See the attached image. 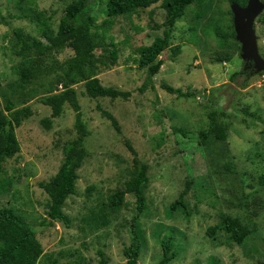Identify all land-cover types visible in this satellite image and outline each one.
Returning <instances> with one entry per match:
<instances>
[{
  "label": "rangeland",
  "instance_id": "rangeland-1",
  "mask_svg": "<svg viewBox=\"0 0 264 264\" xmlns=\"http://www.w3.org/2000/svg\"><path fill=\"white\" fill-rule=\"evenodd\" d=\"M71 1L0 0V107L12 102L17 107L29 105L32 111L14 130L19 151L3 162L0 185L6 192L0 194V209L10 208L33 228L42 248L37 264H98V251L107 264L126 263L123 250L130 242L135 196L126 194L118 210L108 206L109 195L122 189L132 175L134 155L126 142L147 165L138 264H158L161 241L169 237L176 252L169 264H264V185L260 184L264 176V0H259L262 9L248 28L263 63L258 67L253 58L241 56L229 0H195L185 9L174 24L170 46L157 58L163 64L151 79L147 66L137 63V48L162 35L158 25L164 19V1L114 18L105 32L98 29L95 40L101 39L106 47L112 40L118 57L113 66L105 60L97 64L95 77L102 85L130 95L92 98L84 81L72 85L88 130V153L77 171L75 193L67 196L62 207L71 220L65 226L59 221L48 224L49 198L38 183L57 173L62 145L76 138L75 112L64 104L62 113L45 128L41 120L51 111L40 99L62 90L64 63L73 51L64 48L40 59L33 51L18 55L14 31L40 37L44 21L56 32ZM106 2L88 0L96 25L106 23ZM176 45L179 54H173ZM218 57L228 59L219 62ZM32 59H37V71L20 89L18 68L29 66ZM163 85L195 95L179 97ZM101 111L116 119L119 132ZM211 113L216 122H230L228 136L224 141L210 139L203 146L196 134L208 127ZM186 185L188 214L170 211ZM220 213L239 217L254 228L242 245L222 229L213 237L207 235V229L218 224Z\"/></svg>",
  "mask_w": 264,
  "mask_h": 264
},
{
  "label": "trees",
  "instance_id": "trees-1",
  "mask_svg": "<svg viewBox=\"0 0 264 264\" xmlns=\"http://www.w3.org/2000/svg\"><path fill=\"white\" fill-rule=\"evenodd\" d=\"M159 1H164L163 8L165 15L158 28L162 29V35L156 36L148 45H141L137 48V63L141 67L147 66V78L151 79L158 73L163 64L158 56L170 46V37L176 20L184 13L185 9L195 0H107L106 2V23L96 25L95 18L91 13L88 0H72L63 10L56 32L51 29L46 22L41 21L43 33L40 37H29L22 30H15L18 55H27L33 51L37 59H40L49 52L59 51L69 48L73 55L66 59L64 66L65 72L61 79L62 90L57 93H50L40 99L43 105L50 108V117L41 120L45 128H50L51 119L58 117L64 104H69L75 112L74 128L76 138L66 141L62 145V162L57 173L48 181H41L38 186L47 194L49 205L47 217L50 225L53 221H59L65 226L70 225V218L63 213L62 207L68 195L75 193V182L78 178V169L82 166L87 149L85 148V138L88 130L82 120L80 105L72 85L78 81H84L85 92L89 97H109L127 99L130 95L128 91H121L112 87L104 86L95 77L97 64L105 60L111 66L115 64L118 51L112 40L107 47L98 39V29L105 32L112 20L121 16H129L130 13L138 9H144ZM248 0H229L230 4L236 3L241 7L247 4ZM40 18H38L39 20ZM100 52L98 53V48ZM107 48V49H106ZM173 54L180 53V46L172 47ZM98 53V55H96ZM29 61L30 65H21L18 68L19 81L18 87L23 89L35 75L36 60ZM227 58L218 57L222 62ZM169 93H174L179 97L189 98L195 95L194 92H183L180 88H173L168 85L162 86ZM145 85L141 87L144 90ZM102 114L111 120L112 125L119 132L116 119L107 111ZM223 113V112H222ZM32 114L29 105L17 107L12 102H7L2 109L0 107V173L3 162L14 156L19 151V144L15 136V128ZM210 122L206 129L199 131L196 138L200 145L206 146L210 139L224 141L228 136L230 122L222 120L216 122L214 113L210 114ZM183 136L186 132L180 128L174 129ZM129 150L134 155L133 170L129 179L124 182V187L109 195L108 206L113 210H118L124 205L126 194L135 196V214L130 220V242L124 248L123 254L126 258L125 264H138L141 247L143 244L142 231L139 218L146 210L145 190L148 184L147 165L141 163L136 157L135 150L126 142ZM260 184L264 185V176L260 178ZM189 189V185L182 190L177 199L168 207L170 211L178 209L186 214V204L184 196ZM6 188L0 185V194L5 193ZM44 224V222H43ZM219 229L224 230L230 235V239L237 245H242L244 240L253 233L249 227L239 217L231 216L227 213L219 214L218 224L207 229L209 237H213ZM162 257L158 264H169L175 257L176 252L172 248L171 238L161 241ZM42 254V248L35 237L33 228L24 221L19 215L10 208L0 209V264H37V260ZM98 264H107L108 260L102 251H98ZM74 264V263H68Z\"/></svg>",
  "mask_w": 264,
  "mask_h": 264
},
{
  "label": "water",
  "instance_id": "water-1",
  "mask_svg": "<svg viewBox=\"0 0 264 264\" xmlns=\"http://www.w3.org/2000/svg\"><path fill=\"white\" fill-rule=\"evenodd\" d=\"M230 5L233 13V23L237 40L242 43V58H253L257 67L262 66L263 63L257 54L254 37L248 30V28H250L249 25L251 24V21L260 9H262V5L259 0H248L244 7H241L236 3H232Z\"/></svg>",
  "mask_w": 264,
  "mask_h": 264
}]
</instances>
